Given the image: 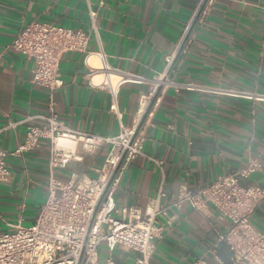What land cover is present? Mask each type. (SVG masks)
Segmentation results:
<instances>
[{
    "label": "crops",
    "instance_id": "crops-1",
    "mask_svg": "<svg viewBox=\"0 0 264 264\" xmlns=\"http://www.w3.org/2000/svg\"><path fill=\"white\" fill-rule=\"evenodd\" d=\"M89 1L98 35L87 0H0V151H16L28 128L45 125L40 116L48 110L47 91L32 83L34 62L11 48L18 32L37 21L90 33L88 51H102L110 67L145 80L121 88L119 121L107 91L90 85L85 54L66 53L60 68L64 86L53 97L69 128L118 136L135 127L142 97L160 77L167 74L183 86L158 90L144 156L129 166L116 189L114 215L121 218L124 209L144 212L163 193L159 205L172 222L158 218L164 229L150 264H191L201 257L218 264L213 251L229 263V249L219 242L229 221L219 220L212 208L203 214L189 203L172 204L183 187L197 192L243 170L250 159L264 165V0ZM206 4L207 14H200ZM184 40L190 43L185 52ZM169 57L174 58L170 66ZM89 64L102 67L97 55ZM101 80V74L93 77L95 84ZM49 148V141L41 140L28 153L8 156L11 175L0 185V235L36 221L48 197ZM76 149L82 159L56 169L59 181L74 173L97 178L109 146L98 153ZM242 183L264 188V167ZM251 224L264 232V203ZM113 254L119 264H134L139 257L122 247Z\"/></svg>",
    "mask_w": 264,
    "mask_h": 264
},
{
    "label": "built area",
    "instance_id": "built-area-1",
    "mask_svg": "<svg viewBox=\"0 0 264 264\" xmlns=\"http://www.w3.org/2000/svg\"><path fill=\"white\" fill-rule=\"evenodd\" d=\"M211 2L213 0H208L209 4ZM87 3L93 32L98 35L96 13L91 10L89 0ZM208 9L206 4L200 14L206 15ZM90 40V33L34 21L24 26L11 43L12 49L34 62L32 83L47 91L49 102L47 113L40 116L45 125L28 128L24 143L13 153L0 151V185L8 182L11 175L8 156L28 153L41 140L50 143L49 185L47 200L34 224H19L0 235V264H119L113 256L103 263L99 261L102 246L111 253L119 247L133 251L139 255L134 264H150L156 250L155 240L164 229L158 218L165 217L168 224L172 222L166 209L159 205L163 193L144 212L124 209L121 218L114 215L117 207L114 196L129 166L144 156L147 119L151 115V104L158 97V90L171 87L179 90L183 86L176 85L167 74L160 77L158 84L142 97L135 127L123 130L118 136L105 137L73 130L60 120L53 97L64 86L60 68L66 53L85 54L90 85L107 91L110 111L119 121L122 116L119 108L121 88L127 83L145 80L110 67L102 51H88ZM186 43L190 44L183 41L184 52L187 50ZM93 55L100 58L101 69L90 67L89 60ZM173 60V57L168 58L169 66ZM96 74L102 76L98 84L93 81ZM77 146L88 153H98L104 146H109L99 176L90 178L74 173L68 181H59L54 175L56 169L66 168L70 161L82 159ZM157 164L162 169L163 163ZM263 167L259 160L250 159L243 170L220 176L197 192L183 187L172 204V207L180 208L183 203H189L203 214L212 208L219 220L229 221L227 232L219 234V242L225 243L230 252L227 264H264V232L257 231L251 224L252 217L264 203V188L242 183V180L261 172ZM212 254L218 264H226L216 256L215 251ZM191 264L213 263L201 257Z\"/></svg>",
    "mask_w": 264,
    "mask_h": 264
},
{
    "label": "rangeland",
    "instance_id": "rangeland-1",
    "mask_svg": "<svg viewBox=\"0 0 264 264\" xmlns=\"http://www.w3.org/2000/svg\"><path fill=\"white\" fill-rule=\"evenodd\" d=\"M115 258L116 257V254H113L111 253L110 251H108L106 249V247L102 246L100 249H99V261L101 263H103L107 258H110L112 257Z\"/></svg>",
    "mask_w": 264,
    "mask_h": 264
},
{
    "label": "bare ground",
    "instance_id": "bare-ground-1",
    "mask_svg": "<svg viewBox=\"0 0 264 264\" xmlns=\"http://www.w3.org/2000/svg\"><path fill=\"white\" fill-rule=\"evenodd\" d=\"M61 143H64L63 145H65V146H68L67 143H65V142H61ZM61 145H62V144H61ZM72 145H73V144H72Z\"/></svg>",
    "mask_w": 264,
    "mask_h": 264
}]
</instances>
